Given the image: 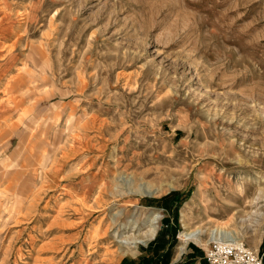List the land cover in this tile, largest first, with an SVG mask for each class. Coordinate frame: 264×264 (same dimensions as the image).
Returning a JSON list of instances; mask_svg holds the SVG:
<instances>
[{"label":"rangeland","instance_id":"374dc122","mask_svg":"<svg viewBox=\"0 0 264 264\" xmlns=\"http://www.w3.org/2000/svg\"><path fill=\"white\" fill-rule=\"evenodd\" d=\"M0 129V264H264V0H0Z\"/></svg>","mask_w":264,"mask_h":264},{"label":"built area","instance_id":"2783aa9c","mask_svg":"<svg viewBox=\"0 0 264 264\" xmlns=\"http://www.w3.org/2000/svg\"><path fill=\"white\" fill-rule=\"evenodd\" d=\"M206 257L208 264H263L259 253L250 251L243 244L230 247L215 242Z\"/></svg>","mask_w":264,"mask_h":264},{"label":"bare ground","instance_id":"6f19581e","mask_svg":"<svg viewBox=\"0 0 264 264\" xmlns=\"http://www.w3.org/2000/svg\"><path fill=\"white\" fill-rule=\"evenodd\" d=\"M21 80H22V79H21ZM25 91H26V90H25ZM13 96H14V95H13ZM15 96H16V95H15ZM15 96H14V97H15ZM14 97H13V98H14ZM10 98H11V96H9V102L11 101ZM21 98H22V96H21ZM7 99H8V98H7ZM19 100H20V99H19ZM19 100H18V101H19ZM6 102H7V101H6ZM16 102H17V101H16ZM7 103H8V102H7ZM24 104H26V103H24ZM14 106H15V105H14ZM14 109H15V108H14ZM22 109H23V108H22ZM10 118H11V117H10ZM7 119H8V118H7ZM7 119H6V120H7ZM5 122H7V121H5ZM2 123H3V122H2ZM11 123H12V122H11ZM11 123H10V124H11ZM5 124H6V123H5ZM6 125H7V124H6ZM11 126H12V125H11ZM2 127H3V126H2ZM2 127H1V129H3ZM6 127H7V126H6ZM8 127H9V126H8ZM9 128H10V127H9ZM1 129H0V130H1ZM91 208H92V207H91ZM157 215H158V214H157ZM152 217H153V216H152ZM148 218H149V217H148ZM158 218H159V216L155 217L154 220H155V219H158ZM152 223H153V222H152ZM183 224H185V223H183ZM156 229H157V227H154L153 230L150 231V232H151V235H152V238H154V237L156 236V233H157V230H156ZM187 231H188V230H187ZM189 231H190V230H189ZM200 231H201V230H198V229H197V230H194V231L192 230V231H190V232H186V231L183 230V232L180 234V241L182 242L183 245H182L181 247H179V248H180L179 252H180V251H183V250L185 249V245H186V243H187L188 241H190V240H192V239H197V237H198V236L200 235V233H201ZM120 240H122V239H120ZM197 240H198V239H197ZM200 240H201V239H200ZM119 242H120V241H119ZM124 242H125V241H124ZM126 242H127V241H126ZM122 243H123V242H122ZM122 243H121V244H122ZM138 243H139V242H138ZM126 244H128V243H126ZM124 245H125V243H124ZM134 246H136V245H134ZM130 248H131V247H130ZM135 248H137V247H135Z\"/></svg>","mask_w":264,"mask_h":264},{"label":"trees","instance_id":"16d2710c","mask_svg":"<svg viewBox=\"0 0 264 264\" xmlns=\"http://www.w3.org/2000/svg\"><path fill=\"white\" fill-rule=\"evenodd\" d=\"M173 247V245H171ZM171 250H167V252L163 255V260H161V264H170L171 260ZM140 264H153V260L151 258L143 257Z\"/></svg>","mask_w":264,"mask_h":264},{"label":"crops","instance_id":"0c3cea01","mask_svg":"<svg viewBox=\"0 0 264 264\" xmlns=\"http://www.w3.org/2000/svg\"><path fill=\"white\" fill-rule=\"evenodd\" d=\"M190 254H193V255L195 254V256L197 257L196 264H208L206 260L202 262V254L201 252H199L197 248H191ZM194 259L196 258L191 257V260H194Z\"/></svg>","mask_w":264,"mask_h":264}]
</instances>
